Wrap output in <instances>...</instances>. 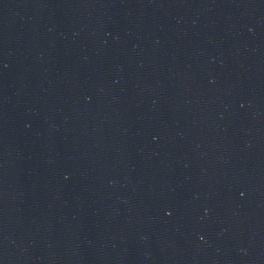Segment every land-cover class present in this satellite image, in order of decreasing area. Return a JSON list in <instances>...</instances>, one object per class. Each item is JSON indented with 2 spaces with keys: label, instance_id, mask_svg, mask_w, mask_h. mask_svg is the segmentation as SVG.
<instances>
[{
  "label": "water",
  "instance_id": "obj_1",
  "mask_svg": "<svg viewBox=\"0 0 264 264\" xmlns=\"http://www.w3.org/2000/svg\"><path fill=\"white\" fill-rule=\"evenodd\" d=\"M0 264H264V0H0Z\"/></svg>",
  "mask_w": 264,
  "mask_h": 264
}]
</instances>
